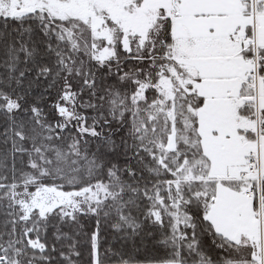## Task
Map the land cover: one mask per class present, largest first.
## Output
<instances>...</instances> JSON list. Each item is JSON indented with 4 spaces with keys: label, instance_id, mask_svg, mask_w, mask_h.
I'll return each mask as SVG.
<instances>
[{
    "label": "snow or ice",
    "instance_id": "snow-or-ice-1",
    "mask_svg": "<svg viewBox=\"0 0 264 264\" xmlns=\"http://www.w3.org/2000/svg\"><path fill=\"white\" fill-rule=\"evenodd\" d=\"M0 264H264V0H0Z\"/></svg>",
    "mask_w": 264,
    "mask_h": 264
}]
</instances>
